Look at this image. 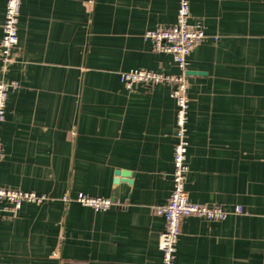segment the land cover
<instances>
[{
	"label": "crops",
	"instance_id": "obj_1",
	"mask_svg": "<svg viewBox=\"0 0 264 264\" xmlns=\"http://www.w3.org/2000/svg\"><path fill=\"white\" fill-rule=\"evenodd\" d=\"M7 3L0 0V42ZM178 7L22 0L0 186L49 200L24 203L16 217L0 203V264L161 263L165 220L155 207L173 189L177 106L168 85L127 90L120 73H181L143 38L174 25ZM190 12L207 38L186 71V190L194 203L245 212L185 218L176 264H264V0H190ZM123 171L130 177L116 175ZM79 194L118 205L96 212L74 201Z\"/></svg>",
	"mask_w": 264,
	"mask_h": 264
},
{
	"label": "built area",
	"instance_id": "obj_2",
	"mask_svg": "<svg viewBox=\"0 0 264 264\" xmlns=\"http://www.w3.org/2000/svg\"><path fill=\"white\" fill-rule=\"evenodd\" d=\"M22 0H8L3 22V36L0 42V131L5 122L7 101L10 91L19 88L16 81L6 78L9 67L15 63V53L19 44V23ZM190 0H179L176 23L169 27H157L144 33L143 38L151 44L155 53L171 55L181 73L177 76L144 69H133L120 73V78L127 90L136 85L149 88L157 85H168L171 97L177 106L176 126L178 141L174 146L173 189L169 201L164 206L155 207V212L165 220V229L159 237V249L162 253L160 264H176L177 245L182 233L184 219L200 217L207 221H223L230 215L244 214L242 206L233 210L214 204H198L190 200L186 190L188 173L189 141L187 139V124L189 121L190 102L188 97L187 67L188 59L194 49L207 38L202 24L190 22ZM3 158V145L0 136V162ZM49 200L46 195H38L33 191H22L0 186V203L2 211L16 217L24 203L43 204ZM64 202H71L69 197H63ZM94 211H104L117 206L110 198L89 197L79 194L74 200Z\"/></svg>",
	"mask_w": 264,
	"mask_h": 264
},
{
	"label": "water",
	"instance_id": "obj_3",
	"mask_svg": "<svg viewBox=\"0 0 264 264\" xmlns=\"http://www.w3.org/2000/svg\"><path fill=\"white\" fill-rule=\"evenodd\" d=\"M186 74H187V75H190V74H192V73H191L190 71H188V72H186ZM116 175L119 176V177H123V178H129V177H130V174H129L128 171L117 172ZM129 183H131V182L129 181ZM113 201H114V200H113ZM114 207H115V206H114Z\"/></svg>",
	"mask_w": 264,
	"mask_h": 264
}]
</instances>
